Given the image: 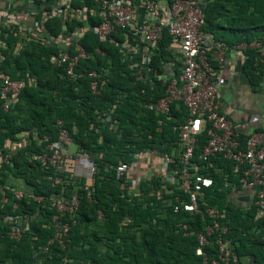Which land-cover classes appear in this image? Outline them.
<instances>
[{"label":"trees","instance_id":"obj_1","mask_svg":"<svg viewBox=\"0 0 264 264\" xmlns=\"http://www.w3.org/2000/svg\"><path fill=\"white\" fill-rule=\"evenodd\" d=\"M74 1L72 7L93 5L92 0H77V6ZM204 12L205 34H212L228 47L246 44L244 66L252 85L258 86L263 76L259 46L251 43H264V0H208ZM100 20L92 14L78 13L70 18L69 14L63 17L55 13L44 23L53 35L77 24H90L72 42L78 41L87 52L75 67L77 78L65 76L61 67L49 61L58 49L55 44L30 41L16 51L17 30L3 28L6 47L2 50L0 74L24 78L27 83L9 110L3 109L0 100V149L21 132L29 131L31 140L17 147L10 162L0 167V184L12 185L20 180L27 192L41 200L28 196L18 200L11 189L0 190V264H199L202 260L195 252L197 232L212 221L211 217L206 213L175 212L173 204L179 190L172 183L163 187L159 178L148 175L133 188L126 175L116 177L117 165L132 164L136 153L151 149L159 155L174 152L180 141L174 125L186 118L187 110L180 101L167 114L147 107L149 100L164 94L163 83L157 79L136 80L131 65L121 61L119 48L95 32L94 26ZM167 41L168 36H163L162 49L157 48L153 56L158 71L163 69L167 52L163 46ZM97 47L102 51L97 52ZM92 70L98 73L97 92L91 89L92 78L88 76ZM108 115L111 118L107 120ZM59 119L77 150L89 152L95 162L90 184L84 178L72 177L70 172L45 168L30 156V151L41 150L57 139ZM35 130L41 144L33 138ZM207 139L208 131H204L195 148L196 159ZM205 163L208 167L202 172L214 178V185L205 190L204 199L207 206L221 213L217 218L220 227L227 226L225 236L234 245L229 264H264V217H255L254 205L243 207L233 200V186L226 184L238 183L235 162L220 155ZM153 188H160L162 196L153 193ZM74 192L79 205L60 217L68 223V229L57 236L59 224L53 219L57 210L51 199ZM163 197L171 204H166ZM17 214L27 217L18 239L9 236L8 230L16 222L7 219ZM214 240L212 237L206 246L211 257L217 249ZM43 247L47 252L36 257Z\"/></svg>","mask_w":264,"mask_h":264},{"label":"built area","instance_id":"obj_2","mask_svg":"<svg viewBox=\"0 0 264 264\" xmlns=\"http://www.w3.org/2000/svg\"><path fill=\"white\" fill-rule=\"evenodd\" d=\"M90 7H72L70 0H65L64 5L58 10L46 9L41 22L35 24H19L15 26L13 19L0 24V60L3 59L2 50L6 47L4 27L13 31L17 30L19 40L15 50L19 51L26 42H40L44 45L55 44L58 49L49 56L52 65L61 67L64 75L77 78L75 71L79 59L86 57L84 47L73 40H78L84 29L90 24H77L73 29H64L59 35L51 34L45 27V21L52 15L60 14L72 18L76 14L87 16L98 15L100 22L94 26L100 39L109 40L116 45L122 53V62H128L134 70L136 80L147 82L161 80L164 85V94L156 100H149L147 107L156 112L167 114L173 104H182L186 107V118L174 128L179 132V147L172 153L159 155L156 149L136 153V159L148 157L151 171L149 175L159 178L164 187L172 183L179 190L176 193L177 202L173 204L175 212L184 210L193 214H204L211 217L212 221L205 223L197 232L198 244L195 252L202 257L199 264H229L233 259L234 245L229 237L225 236L227 226L220 227L217 218L220 212L215 207L207 206L204 192L214 185V178L204 174L202 170L208 167V162L213 156H223L235 162V170L239 172L238 183L226 181L233 186L232 198L243 207L254 205L255 217H264V133L258 129L243 132L238 124L229 117L223 109L217 95V77L221 68L213 62L208 53L210 47L216 52V60L222 63L225 58L227 44L214 38H207L203 30L205 23L204 6L199 0H92ZM144 6L146 16L139 21L138 9ZM167 35L168 40L179 47L178 58H168L165 54L163 69L158 71L153 65V56L156 49L160 48L161 39ZM118 36V37H117ZM260 42L251 43L259 46ZM246 46V44H244ZM170 46V43L168 44ZM167 50V46L164 45ZM159 50V51H160ZM101 52L100 47L96 48ZM92 78L91 89L98 91V73L96 70L88 72ZM0 100L4 110H9L19 100V94L26 85L24 78H12L7 73H1ZM31 82V79H29ZM144 91V89H142ZM107 116V120L110 119ZM59 134L56 140L49 141L41 150L30 151L32 159L41 162L45 168L53 167L57 172H70L74 178H84L91 183L96 169L95 162L89 152L75 149L71 151L72 141L63 121H57ZM208 131V139L198 157L194 152L198 145L200 135ZM34 139L41 144L36 130ZM31 140L30 132L18 134L16 139L6 141L5 148L0 149V167L10 162L13 151ZM132 164L122 162L115 168L116 177L121 178L130 170ZM51 178V175L48 176ZM128 178V177H127ZM139 180H132V187L136 188ZM9 188L16 199L28 196L37 201L41 197L27 192L19 183L0 184V190ZM172 191V190H171ZM153 193L161 195L160 188H153ZM91 196V192L88 193ZM247 196L248 199H242ZM240 197V198H239ZM166 204H171L169 198H164ZM51 204L56 207L57 213L53 215L56 224H59L57 236L61 230L66 232L68 223L62 222L60 217L66 211H73L79 205L76 192L70 196H55ZM18 203H14V208ZM204 206H206L204 208ZM204 208V209H203ZM7 219L16 222L8 230L9 236L20 238L22 229L27 223L23 215H8ZM126 221V220H125ZM123 221V223H125ZM218 231V232H217ZM216 236H213L216 233ZM215 238L216 252L211 257L206 246ZM43 247L37 253L47 252ZM247 261L249 258L246 259Z\"/></svg>","mask_w":264,"mask_h":264},{"label":"crops","instance_id":"obj_3","mask_svg":"<svg viewBox=\"0 0 264 264\" xmlns=\"http://www.w3.org/2000/svg\"><path fill=\"white\" fill-rule=\"evenodd\" d=\"M65 0H0V24L5 25L6 21L13 19L15 26L19 24L40 23L46 9H60ZM71 1V0H70ZM203 6L208 0H199ZM77 0L74 1V4ZM79 4H76L77 6ZM147 14L144 6L138 9L137 19L141 21ZM223 30H226L224 28ZM207 38H213L212 34L206 33ZM170 43V46L168 44ZM165 45L168 58L180 56L179 47L176 43L168 40ZM209 55L221 68L217 77V95L223 109L233 119L241 131L248 132L258 129L264 133V43L258 47L259 64L262 69V79L258 86H253L244 66L246 46L239 43L229 46L225 52L222 63H218L216 52L208 48ZM75 150V149H74ZM145 158V159H143ZM132 163L127 173L128 179L140 180L150 174V159L143 157ZM22 187L20 180H15ZM24 188V187H23Z\"/></svg>","mask_w":264,"mask_h":264},{"label":"rangeland","instance_id":"obj_4","mask_svg":"<svg viewBox=\"0 0 264 264\" xmlns=\"http://www.w3.org/2000/svg\"><path fill=\"white\" fill-rule=\"evenodd\" d=\"M74 149H77V148H76V146H75L74 144H72L70 150H71V151H74ZM143 159H145V158H143Z\"/></svg>","mask_w":264,"mask_h":264},{"label":"water","instance_id":"obj_5","mask_svg":"<svg viewBox=\"0 0 264 264\" xmlns=\"http://www.w3.org/2000/svg\"><path fill=\"white\" fill-rule=\"evenodd\" d=\"M240 198V197H239ZM242 199H248V197L247 196H242L241 197Z\"/></svg>","mask_w":264,"mask_h":264}]
</instances>
